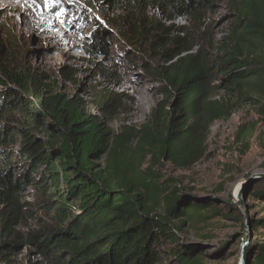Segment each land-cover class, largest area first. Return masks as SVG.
Here are the masks:
<instances>
[{"label":"trees","instance_id":"obj_1","mask_svg":"<svg viewBox=\"0 0 264 264\" xmlns=\"http://www.w3.org/2000/svg\"><path fill=\"white\" fill-rule=\"evenodd\" d=\"M101 1L122 36L152 51L167 47L171 63L153 69L162 99L143 123L114 130L124 98L101 97L93 112L78 95L20 66L0 31L1 264H16L28 247L42 259L25 264H201L203 251L184 246L177 233L209 212L223 215L211 198L186 193L173 177L162 181L159 169L165 161L179 169L200 162L210 127L231 118L236 105L218 96L219 72L225 89L254 103L264 122V0H220L233 22L215 45L209 14L217 0ZM152 11L188 24L169 39V28L148 17ZM107 46L97 31L85 49L108 55ZM144 68L152 70L148 62ZM252 264H264V244Z\"/></svg>","mask_w":264,"mask_h":264},{"label":"rangeland","instance_id":"obj_2","mask_svg":"<svg viewBox=\"0 0 264 264\" xmlns=\"http://www.w3.org/2000/svg\"><path fill=\"white\" fill-rule=\"evenodd\" d=\"M45 1L49 7L44 13L61 18L62 23L57 28L64 24L76 45H70L69 53L51 51L48 38L55 32H30L24 15L5 8V1L0 0V31H6L8 40L13 43L11 47L20 66L44 76L46 81L71 95H78L95 113H99L95 105L101 97L119 95L124 98L112 116L114 130H119L124 123H143L162 99V85L155 79L153 69L171 63L164 54L167 47L152 51L144 41L136 45L122 36L110 23L112 15L108 14L106 1ZM230 12L227 3L220 0L210 12L213 45L231 32ZM13 13L14 19H11ZM148 17L160 20L169 28V39L179 36L177 28L188 24L185 18L165 20L159 11H152ZM97 31L106 38L108 55L98 51L88 53L85 49L86 44L94 42ZM144 62H148L152 70H146ZM222 75L216 74L217 94L235 103L231 118L210 127L207 153L200 162L191 168L179 169L165 161L159 171L162 181L173 177L186 193L211 198L223 215L209 212L206 220L193 221L183 232L177 233L184 246L195 245L203 251L201 264H252L259 246L264 244V122L254 103L241 102L225 89ZM242 125L245 131L239 133ZM27 199L34 200L32 189L28 190ZM46 214L39 212L42 217ZM30 222L35 225L34 220ZM29 249L15 258L16 264H25L29 258L42 259L30 254ZM157 264L177 263L162 259Z\"/></svg>","mask_w":264,"mask_h":264},{"label":"bare ground","instance_id":"obj_3","mask_svg":"<svg viewBox=\"0 0 264 264\" xmlns=\"http://www.w3.org/2000/svg\"><path fill=\"white\" fill-rule=\"evenodd\" d=\"M5 8L20 11L26 21L25 23L31 30L54 31L55 33L48 38L50 40L51 51L60 50L63 53L70 52V45H76L73 35L65 31V25L62 28H57L62 23V19L58 17L48 16L44 13L48 9L47 1L45 0H4ZM11 19H14V13L10 14ZM24 25V24H23Z\"/></svg>","mask_w":264,"mask_h":264}]
</instances>
